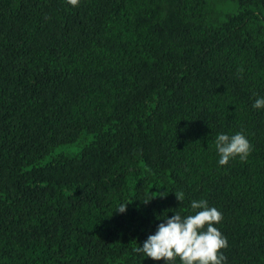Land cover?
I'll return each instance as SVG.
<instances>
[{
	"label": "trees",
	"instance_id": "16d2710c",
	"mask_svg": "<svg viewBox=\"0 0 264 264\" xmlns=\"http://www.w3.org/2000/svg\"><path fill=\"white\" fill-rule=\"evenodd\" d=\"M257 97L264 0H0V264H164L133 248L201 199L224 264H264Z\"/></svg>",
	"mask_w": 264,
	"mask_h": 264
},
{
	"label": "clouds",
	"instance_id": "9594fccd",
	"mask_svg": "<svg viewBox=\"0 0 264 264\" xmlns=\"http://www.w3.org/2000/svg\"><path fill=\"white\" fill-rule=\"evenodd\" d=\"M75 7L79 0H66ZM254 110L264 109V97H257L252 104ZM215 151L219 157L218 165L226 166L230 160L239 158L246 160L251 145L247 137L240 132L235 134L220 133L214 141ZM163 195V193L161 194ZM164 196V195H163ZM179 202H183L184 193H175ZM153 200L150 199L149 202ZM127 206L121 204L115 213L124 214ZM192 214L174 213L158 224L154 234L133 248V252L141 259L164 261V264H224L226 257L222 249H226L228 241L214 224H218L221 213L209 207L206 200H193L190 203Z\"/></svg>",
	"mask_w": 264,
	"mask_h": 264
}]
</instances>
